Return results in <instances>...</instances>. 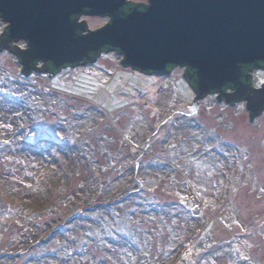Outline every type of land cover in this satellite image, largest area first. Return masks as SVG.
Segmentation results:
<instances>
[{
	"label": "rangeland",
	"instance_id": "obj_1",
	"mask_svg": "<svg viewBox=\"0 0 264 264\" xmlns=\"http://www.w3.org/2000/svg\"><path fill=\"white\" fill-rule=\"evenodd\" d=\"M121 57L50 78L0 52V264H264V118Z\"/></svg>",
	"mask_w": 264,
	"mask_h": 264
},
{
	"label": "water",
	"instance_id": "obj_2",
	"mask_svg": "<svg viewBox=\"0 0 264 264\" xmlns=\"http://www.w3.org/2000/svg\"><path fill=\"white\" fill-rule=\"evenodd\" d=\"M134 3L125 12L128 0H0V19L6 23L0 50L15 56L25 75L36 70L35 61L58 68L93 62L109 50L122 56L121 66L140 73L162 76L169 66L185 67L183 78L194 92V106L235 84L242 65L264 63V0ZM79 15L109 20L88 30ZM18 40L26 43L25 49L13 44ZM263 105L260 99L251 115Z\"/></svg>",
	"mask_w": 264,
	"mask_h": 264
},
{
	"label": "flooded vegetation",
	"instance_id": "obj_3",
	"mask_svg": "<svg viewBox=\"0 0 264 264\" xmlns=\"http://www.w3.org/2000/svg\"><path fill=\"white\" fill-rule=\"evenodd\" d=\"M128 2H131L128 0ZM134 3V2H132ZM143 6L146 4H142ZM81 16H77L78 21H81ZM1 20V19H0ZM5 26H3L2 30L0 31V44L2 41H4V33H5ZM19 41H12L13 44H17ZM18 46V45H17ZM26 43L24 42V49L26 48ZM19 47V46H18ZM20 48V47H19ZM23 49V48H20ZM1 53L3 52H8L5 49L0 50ZM109 51H101L100 54L97 56L96 60L99 59L100 55L102 53H107ZM16 58V57H15ZM17 60V59H16ZM18 61V60H17ZM19 63V61H18ZM90 62L87 63H79L77 65H63L58 68H54L51 63H43L41 61H35L33 63V66L36 68V70L30 69L29 73H43L46 74L47 76H50V78H53L56 76L60 71L62 70H68V69H75L78 68L82 65L89 64ZM173 70V69H172ZM184 72L182 75H186V68H184ZM241 75L238 79V81L235 84H227L224 87L221 88L219 91H215L211 94H208L206 96H212L214 97V102L217 103L218 105L224 104L226 108H234L237 106H240L243 104L241 112H244L246 114V119L247 122L252 125V124H257L260 123L261 119L264 118V105L259 111L257 115H251V112L255 110V106L260 102V99H264V79L260 76H257V72L263 73L264 74V63L259 62L257 66L253 64H247V65H242L241 66ZM171 72V71H170ZM155 75V74H151ZM157 76V75H155ZM188 76V75H187ZM260 91V98L259 95L257 94V91ZM205 96V97H206ZM224 96H230V97H235L238 96L239 99L228 101L224 99ZM263 123V122H262ZM264 143V142H263ZM232 145V144H229ZM236 147V146H235ZM234 149V150H233ZM241 149V148H238ZM231 150L235 151L236 149L233 147Z\"/></svg>",
	"mask_w": 264,
	"mask_h": 264
},
{
	"label": "trees",
	"instance_id": "obj_4",
	"mask_svg": "<svg viewBox=\"0 0 264 264\" xmlns=\"http://www.w3.org/2000/svg\"><path fill=\"white\" fill-rule=\"evenodd\" d=\"M136 4H137V3L128 2V4H127L126 6H124L122 10L125 11V12H127L128 9H129L131 6H134V5H136ZM144 6H145V5H144ZM144 6H143V7H144ZM110 51H113V50H110ZM173 68H174V66H169V67H168V70H169V71H172ZM214 242H215V241H214ZM208 243H212V241H210V242H208ZM210 248H211V246H210ZM210 248L205 249V247H204V250H205V251L211 250Z\"/></svg>",
	"mask_w": 264,
	"mask_h": 264
},
{
	"label": "crops",
	"instance_id": "obj_5",
	"mask_svg": "<svg viewBox=\"0 0 264 264\" xmlns=\"http://www.w3.org/2000/svg\"><path fill=\"white\" fill-rule=\"evenodd\" d=\"M226 245V242L224 243V244H222V248L224 247ZM228 245V244H227ZM225 248L227 249L228 248V246H225ZM204 250V249H203ZM220 257H222V254H221V256ZM187 259V261L184 263V264H187V262L189 261L188 260V258H186ZM192 260L194 261V258H192ZM198 260V259H197ZM191 261V260H190ZM193 261H191L192 263H189V264H195V263H193ZM247 260L246 261H243L241 264H247V263H249V262H247ZM178 264V263H177ZM226 264H231V263H226ZM233 264H236V262L235 263H233ZM237 264H239L238 262H237ZM255 264V263H254Z\"/></svg>",
	"mask_w": 264,
	"mask_h": 264
},
{
	"label": "snow or ice",
	"instance_id": "obj_6",
	"mask_svg": "<svg viewBox=\"0 0 264 264\" xmlns=\"http://www.w3.org/2000/svg\"><path fill=\"white\" fill-rule=\"evenodd\" d=\"M262 83H264V81H262Z\"/></svg>",
	"mask_w": 264,
	"mask_h": 264
},
{
	"label": "bare ground",
	"instance_id": "obj_7",
	"mask_svg": "<svg viewBox=\"0 0 264 264\" xmlns=\"http://www.w3.org/2000/svg\"><path fill=\"white\" fill-rule=\"evenodd\" d=\"M157 76H159V75H157Z\"/></svg>",
	"mask_w": 264,
	"mask_h": 264
}]
</instances>
